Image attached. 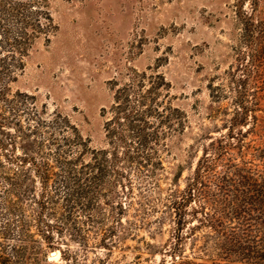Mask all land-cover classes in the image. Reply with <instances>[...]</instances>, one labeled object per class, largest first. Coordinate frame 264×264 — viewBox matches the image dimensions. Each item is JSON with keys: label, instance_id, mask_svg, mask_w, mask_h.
Instances as JSON below:
<instances>
[{"label": "rangeland", "instance_id": "374dc122", "mask_svg": "<svg viewBox=\"0 0 264 264\" xmlns=\"http://www.w3.org/2000/svg\"><path fill=\"white\" fill-rule=\"evenodd\" d=\"M236 2L47 0L54 28L49 35H39L29 46L28 54L22 58L23 65L7 80V99L0 100L7 118L6 136L2 137L6 148L0 144V252L9 254L14 264L170 262V255L164 252L173 241L174 224L171 215L159 211L160 198L170 188L185 187L210 141L209 135H218L215 127L222 125L220 115L212 116V108L218 104L213 103L209 86L225 75L236 58ZM8 53L0 48V59ZM11 60L7 58L5 67ZM136 72L163 74L171 87L169 96L165 97V90H161L158 100L169 102L186 115L184 131L168 138L160 151L163 168L157 183L148 178L142 182L144 172L128 166L126 175L131 184L125 180L123 187L106 188V198L92 214L93 221L86 212L76 213L82 238L69 232L62 236L55 232L60 243L50 246L32 222V237L22 239L15 223L21 220L22 213H26L28 220L34 219L36 211L30 199L20 198L22 189L12 191L8 198L17 210L9 211L6 205L8 177L20 178L24 167L22 157L18 156L33 152L29 148L33 145L38 158L42 156L55 166L59 153L72 157L76 152L72 153V147L63 141L70 134L64 125H74L80 132L88 151L84 160L89 159L90 150L107 148L105 123L111 115L115 89ZM223 105L227 106L225 102ZM261 106L264 108V99ZM259 116L264 113L260 111ZM52 119L65 124L43 125L37 133H31V126ZM58 187L64 191L56 179L48 193L61 207ZM39 189L37 180V194ZM110 197L114 205L122 202L127 207L119 218L122 225L115 218L118 209L113 212L106 204ZM44 216V222L54 221L49 214ZM6 223H11L10 233H3ZM113 228L115 242L110 250L101 244V239L105 229ZM200 233L197 231V239ZM184 245L186 255H193V239H185ZM15 247L20 248V253L15 252ZM55 252L57 257L53 256Z\"/></svg>", "mask_w": 264, "mask_h": 264}, {"label": "trees", "instance_id": "16d2710c", "mask_svg": "<svg viewBox=\"0 0 264 264\" xmlns=\"http://www.w3.org/2000/svg\"><path fill=\"white\" fill-rule=\"evenodd\" d=\"M46 3L47 0H0V48L10 52L0 59V100L7 99V80L23 65L29 46L54 28ZM233 19L235 61L216 84L212 81L209 86L212 101L218 104L212 108V116L222 117V125L215 127L218 135H209L210 141L185 187L170 188L160 198L159 211L171 215L174 224L173 241L164 252L170 255V262L163 260L161 264H264V116H259L260 111L264 113V0H237ZM8 57L12 60L5 67ZM170 87L163 74L136 72L115 89L111 115L105 123L108 147L90 150L87 161L86 144L74 125L52 119L29 128L35 134L43 125L62 123L70 133L63 141L76 153L72 157L59 153L56 166L42 156L38 158L33 145L29 147L33 152L18 156L24 167L20 178L8 177L6 205L9 211H16L15 203L8 198L12 191L22 189L20 198L30 199L36 211L34 219L28 220L22 213L21 220L15 223L22 239L32 237V222L50 246L60 243L55 232L82 238L76 213L86 212L93 221L92 214L106 198V188L123 187L125 180L131 184L126 175L128 166L144 172L142 182L148 178L157 183L163 168L160 151L164 142L184 131L186 123L184 111L158 100L161 90H165V97L169 96ZM6 124L0 107L2 148L7 145L2 138L6 136ZM15 174L18 176L19 172ZM56 179L64 187V191L57 189L61 207L48 193ZM108 200L106 204L113 212L118 209L115 218L122 225L119 218L127 207L122 202L114 205L111 197ZM45 214L54 221L44 222ZM10 225H4L3 233H10ZM197 231H201L198 239ZM114 232V228L102 232L101 244L110 250L115 242ZM187 238L193 239L191 256L185 253ZM14 250L21 251L18 247ZM0 264L14 262L1 251Z\"/></svg>", "mask_w": 264, "mask_h": 264}, {"label": "bare ground", "instance_id": "6f19581e", "mask_svg": "<svg viewBox=\"0 0 264 264\" xmlns=\"http://www.w3.org/2000/svg\"><path fill=\"white\" fill-rule=\"evenodd\" d=\"M53 256L57 257L58 256V252L53 253Z\"/></svg>", "mask_w": 264, "mask_h": 264}]
</instances>
